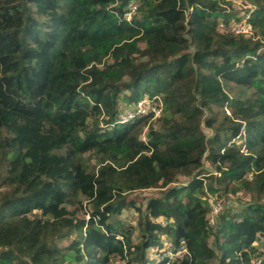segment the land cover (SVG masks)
Returning <instances> with one entry per match:
<instances>
[{"label": "trees", "instance_id": "obj_1", "mask_svg": "<svg viewBox=\"0 0 264 264\" xmlns=\"http://www.w3.org/2000/svg\"><path fill=\"white\" fill-rule=\"evenodd\" d=\"M243 1L0 0V264L264 257V0ZM155 96L160 116L116 123ZM213 183L251 200L210 224ZM167 238L188 253L162 256Z\"/></svg>", "mask_w": 264, "mask_h": 264}, {"label": "built area", "instance_id": "obj_2", "mask_svg": "<svg viewBox=\"0 0 264 264\" xmlns=\"http://www.w3.org/2000/svg\"><path fill=\"white\" fill-rule=\"evenodd\" d=\"M138 3L130 1L128 3L127 9L124 12V18L130 21L132 15L136 12ZM251 26L247 23L246 19L241 22H236L230 26V31L234 33H249ZM163 109L162 101L159 97H143L137 102H135L132 107L128 106L126 108H121L117 114L116 123H127L133 122L142 117H150V119L157 118L161 115ZM144 139V136H142ZM210 201V211H209V222L214 223V218L216 214L221 209V204L215 201L213 198ZM162 256L169 258L170 260L181 259L185 254L188 253L186 244L184 240H181L177 246H174L170 239H165L163 247L161 249ZM249 264H264V257L256 256L251 258Z\"/></svg>", "mask_w": 264, "mask_h": 264}, {"label": "rangeland", "instance_id": "obj_3", "mask_svg": "<svg viewBox=\"0 0 264 264\" xmlns=\"http://www.w3.org/2000/svg\"><path fill=\"white\" fill-rule=\"evenodd\" d=\"M223 2V5L229 8L231 11L235 12L237 15L241 16L245 9L247 8L248 4H245L243 0H220ZM135 14V13H134ZM222 27H220L221 29ZM122 108L128 107L125 105V102L123 101ZM132 107V105H130ZM154 126L156 127L158 124L157 122H153ZM203 130L207 135L211 133V130L208 128L203 127ZM205 169L208 168V171L213 172L212 168H210L209 164L207 162H204ZM184 181L185 179H181ZM209 182V181H208ZM213 186L217 189L214 192L209 191L208 189L205 191V199L208 204H210L209 199L213 198L215 201H220L221 206H230L235 209H238L240 206H242L244 203L249 202L251 200L250 195L244 191H240L236 194H232L229 192L224 191L222 188H220L216 183H213ZM159 192V190L156 189H147V190H138L129 192L126 195V200H132L135 203V206H143L146 198L150 196H154ZM264 200V199H263ZM137 211L134 209L133 206H125L121 209V213L116 216V218L123 220L125 223L132 225L134 228H136V220H137ZM132 239L136 241L138 239V231L135 230L132 236ZM255 246L258 250L264 251V235H261L258 238V241L255 243ZM154 253L153 249H148V257L150 258ZM151 259V258H150ZM154 260H150L149 264H153ZM124 260L115 258L112 261V264H123ZM132 264H138V263H132Z\"/></svg>", "mask_w": 264, "mask_h": 264}, {"label": "crops", "instance_id": "obj_4", "mask_svg": "<svg viewBox=\"0 0 264 264\" xmlns=\"http://www.w3.org/2000/svg\"><path fill=\"white\" fill-rule=\"evenodd\" d=\"M150 258H155V254L153 253V255Z\"/></svg>", "mask_w": 264, "mask_h": 264}]
</instances>
